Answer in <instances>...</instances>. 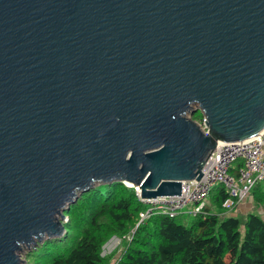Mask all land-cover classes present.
<instances>
[{
    "label": "water",
    "instance_id": "water-1",
    "mask_svg": "<svg viewBox=\"0 0 264 264\" xmlns=\"http://www.w3.org/2000/svg\"><path fill=\"white\" fill-rule=\"evenodd\" d=\"M263 129L264 0H0V264L95 184L180 195Z\"/></svg>",
    "mask_w": 264,
    "mask_h": 264
},
{
    "label": "trees",
    "instance_id": "trees-1",
    "mask_svg": "<svg viewBox=\"0 0 264 264\" xmlns=\"http://www.w3.org/2000/svg\"><path fill=\"white\" fill-rule=\"evenodd\" d=\"M196 111L192 120L201 119ZM241 164L234 161L229 172ZM228 196L222 184L209 193L204 213L189 224L183 214L169 217L154 213L138 225L139 213L147 208L134 186L120 181L95 184L81 193L64 211L65 233L45 239L26 254V264H264V182L250 192L256 207L243 223L235 216L222 217V202ZM243 226V233L240 228ZM130 236L127 239L126 236ZM113 236L121 250L102 253ZM233 256L226 260L231 248ZM118 253V254H117Z\"/></svg>",
    "mask_w": 264,
    "mask_h": 264
},
{
    "label": "built area",
    "instance_id": "built-area-1",
    "mask_svg": "<svg viewBox=\"0 0 264 264\" xmlns=\"http://www.w3.org/2000/svg\"><path fill=\"white\" fill-rule=\"evenodd\" d=\"M204 121L202 115L196 122L206 130ZM236 160L241 164L233 174L229 169ZM202 172L197 181L194 178L182 181L180 195L143 199L135 187L138 199L147 205L139 213L137 225L154 213L169 217L204 213L209 193L216 184H222L228 191L227 198L221 204L222 208L231 210L237 206L258 183L264 182V129L244 140L219 142L203 165ZM126 237L131 238L129 235Z\"/></svg>",
    "mask_w": 264,
    "mask_h": 264
},
{
    "label": "rangeland",
    "instance_id": "rangeland-1",
    "mask_svg": "<svg viewBox=\"0 0 264 264\" xmlns=\"http://www.w3.org/2000/svg\"><path fill=\"white\" fill-rule=\"evenodd\" d=\"M195 107L196 106L194 105V108ZM186 116L190 118L191 113L187 112ZM259 211L262 213L263 210L260 207H256L255 203L251 200L250 194H249L245 199H243L233 209L227 210L226 212L222 213V217L235 216L240 220L241 223H243L247 213L249 212L258 213ZM192 218L193 216L185 215L183 216V221L186 224H189ZM240 232L243 233V226H241ZM31 249H33V247L25 246L18 253L20 257L25 260L27 252L30 251ZM102 249H103L102 253H105V254L111 252L112 250L117 251L119 253V250H121V245H119V240L116 241L115 238L112 237L108 242H106V244L102 247ZM234 250H235V247L231 248L230 252L227 254L226 260H229L233 256Z\"/></svg>",
    "mask_w": 264,
    "mask_h": 264
},
{
    "label": "crops",
    "instance_id": "crops-1",
    "mask_svg": "<svg viewBox=\"0 0 264 264\" xmlns=\"http://www.w3.org/2000/svg\"><path fill=\"white\" fill-rule=\"evenodd\" d=\"M251 198V197H250ZM252 200V199H251ZM253 201V200H252ZM186 214H183V216H185ZM114 238H115V240L116 241H118L119 240V238L118 237H116V236H113ZM105 253H103V255H104Z\"/></svg>",
    "mask_w": 264,
    "mask_h": 264
}]
</instances>
